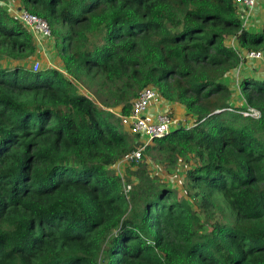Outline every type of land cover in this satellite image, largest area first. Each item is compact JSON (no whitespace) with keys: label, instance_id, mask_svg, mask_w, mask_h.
I'll return each mask as SVG.
<instances>
[{"label":"trees","instance_id":"1","mask_svg":"<svg viewBox=\"0 0 264 264\" xmlns=\"http://www.w3.org/2000/svg\"><path fill=\"white\" fill-rule=\"evenodd\" d=\"M19 9L60 66L33 70ZM244 23L234 0H0V264H264V80L234 79L264 24ZM147 88L188 118L136 162L115 113Z\"/></svg>","mask_w":264,"mask_h":264},{"label":"built area","instance_id":"2","mask_svg":"<svg viewBox=\"0 0 264 264\" xmlns=\"http://www.w3.org/2000/svg\"><path fill=\"white\" fill-rule=\"evenodd\" d=\"M235 4L242 9H246V15L244 14V26L248 25L250 15H252L253 9L258 5L260 0H234ZM9 9H11L9 7ZM18 20L27 26L34 35L38 46L42 41L51 39L52 30L48 23L35 15H32L26 11L13 10ZM233 47H236V40L232 41ZM239 57L242 61V65L248 61H260L264 65V52L263 51H241ZM241 65V66H242ZM41 64L36 61L33 65L34 71L40 70ZM239 67V69L241 68ZM238 69V70H239ZM155 107L156 110L150 116V109ZM164 104L160 100L158 93L153 88L145 89L139 98L134 101L133 109L129 116H124L119 112L115 114L122 119V123L125 127L129 128L133 133L139 134L144 142L142 148L134 151L128 160L139 162L142 158L143 151L154 140L161 139L168 136L175 127L176 122L169 116L168 112L164 109ZM231 111H233L231 109ZM245 116H251L253 118H260L259 111L250 109L248 112H241ZM120 163L117 166L118 172L121 171ZM132 189L131 185L125 184V193L128 194Z\"/></svg>","mask_w":264,"mask_h":264},{"label":"rangeland","instance_id":"3","mask_svg":"<svg viewBox=\"0 0 264 264\" xmlns=\"http://www.w3.org/2000/svg\"><path fill=\"white\" fill-rule=\"evenodd\" d=\"M243 10V13L246 15V12H247V10L246 9H242ZM251 17H250V20H249V24L252 22V20H253V18H252V15H250ZM248 24V25H249ZM53 41H51V40H47V41H42L41 42V44H39L40 46H38L39 47V50H40V52H41V54H40V57L38 58V59H35V61H34V63L36 62V61H38L40 64H41V66H40V68H46V67H55V68H57L58 66H60V64H58V62H59V57L57 56L58 55V53H57V51L54 49V44L52 43ZM257 63H261L260 61L259 62H257V61H248L247 63H245V64H243L241 67L242 68H245L246 66H250L251 68H252V70L254 71V72H257V69L258 68H256L257 66H258V64ZM31 65H33V63H31ZM240 75V74H239ZM248 75H244L243 77L244 78H246ZM242 77V78H243ZM243 78V79H244ZM87 94H88V92L87 91H85ZM242 107V106H241ZM229 111H231V108L230 109H228ZM188 117H187V113L184 111L182 114H181V116L177 119V121H175L176 122V124H175V127L176 126H178L179 125V123H181L182 121H185L186 119H187ZM151 163V162H150ZM157 164H155V166H156ZM122 172L125 174V172L122 170ZM119 174H121V171L119 172ZM173 174V173H172ZM159 175L161 176V177H164V176H167V178L169 179V180H171L172 181V179L174 178V176H172V175H168V174H165L163 171L162 172H159ZM182 175H179L176 179H178V180H181L182 179ZM173 183V185L176 187V188H178L180 185L178 184V183H175L174 184V182H172Z\"/></svg>","mask_w":264,"mask_h":264},{"label":"crops","instance_id":"4","mask_svg":"<svg viewBox=\"0 0 264 264\" xmlns=\"http://www.w3.org/2000/svg\"><path fill=\"white\" fill-rule=\"evenodd\" d=\"M252 18H253V20L249 24V30L250 29L253 30V31L261 30L262 26L264 24V0H260L258 5L255 7V9H253ZM257 62H259V61H257ZM257 64H258V66L256 67V68H258L257 72H254L250 66H246L245 68L241 67L239 70H237L235 72V75H234V79H235L236 85H238L237 83L244 78L243 77L244 75H248L247 77L264 80V65H263V62L257 63ZM236 92L238 93L237 95L240 96L241 91L238 88H237ZM237 106H240V105L237 104ZM151 109H154V111L151 112ZM151 109H150V112H149L150 116L152 115V113L155 112L156 108L153 107Z\"/></svg>","mask_w":264,"mask_h":264},{"label":"water","instance_id":"5","mask_svg":"<svg viewBox=\"0 0 264 264\" xmlns=\"http://www.w3.org/2000/svg\"><path fill=\"white\" fill-rule=\"evenodd\" d=\"M154 111V109H151V112Z\"/></svg>","mask_w":264,"mask_h":264},{"label":"clouds","instance_id":"6","mask_svg":"<svg viewBox=\"0 0 264 264\" xmlns=\"http://www.w3.org/2000/svg\"><path fill=\"white\" fill-rule=\"evenodd\" d=\"M20 10V9H19Z\"/></svg>","mask_w":264,"mask_h":264}]
</instances>
